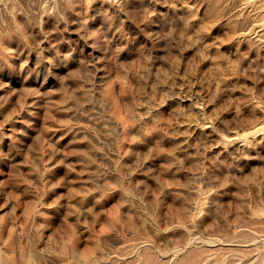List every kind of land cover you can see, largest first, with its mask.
<instances>
[{"label":"rangeland","instance_id":"1","mask_svg":"<svg viewBox=\"0 0 264 264\" xmlns=\"http://www.w3.org/2000/svg\"><path fill=\"white\" fill-rule=\"evenodd\" d=\"M0 264H264V0H0Z\"/></svg>","mask_w":264,"mask_h":264}]
</instances>
